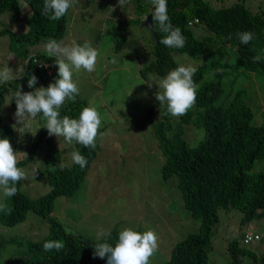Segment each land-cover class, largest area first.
<instances>
[{"label": "trees", "instance_id": "trees-1", "mask_svg": "<svg viewBox=\"0 0 264 264\" xmlns=\"http://www.w3.org/2000/svg\"><path fill=\"white\" fill-rule=\"evenodd\" d=\"M130 1L132 5L125 9V4L122 8L129 14L135 10L139 22L132 21L134 24L141 23V18L149 14L151 21L143 26L148 32L143 34V43L140 42L136 47L137 54L134 55L130 74L124 75L121 69L123 66L120 64L112 68L123 80L120 81L117 91L112 92L111 99L118 108L124 104L125 98L130 100L129 103L135 104L134 95L128 94L129 92L140 94L138 97L144 105L142 118L150 125L163 157L159 168L160 181L177 189L185 210L198 220L196 230L173 246L164 264H208L207 253L211 248L210 241L217 224L218 209L238 210L241 213L240 225L251 221L256 209H261V213H264V178H261L264 173L246 174L252 162L264 153V108L261 122L255 124L254 112L250 107L254 99L248 97L244 89L231 92L223 86L226 69H229L235 71L234 76L241 73L253 74L264 87V58L254 61L257 55L264 57V9L251 15L247 10L246 0H232L228 6L217 9H213L208 0H167L170 22L174 27H179L186 38L183 48H169L160 43L165 34L153 21L155 6L152 0ZM86 3L87 0H74L73 4L80 6L76 13L68 9L62 18L52 21L42 14L44 0H0V14L7 13L13 25L20 26L23 22L27 27L24 33L14 34L5 29L0 31V35L8 36L9 46L19 45L20 48L47 41L49 38L57 39L65 30L64 18L81 13ZM112 4L123 6L119 5L118 0H112ZM113 17L115 22L112 26L118 30H123L121 26L126 27L131 23L130 20L120 22L119 12L112 15V20ZM194 19L198 21L193 23ZM244 31L253 32L255 35L248 44L241 43L237 35ZM112 41L114 47H111L116 53L122 48L129 50V47L123 46L125 37L113 38ZM100 46L99 56L103 48ZM229 52L235 59L233 64L227 63ZM177 54L199 59L196 66L198 70L193 77L199 87L194 106L185 115L173 117L165 114L166 103L160 104L156 100V93L163 91L158 86L160 80L177 67L173 58ZM35 57L45 59V54L37 53ZM29 69L36 73H31L30 76L35 75L41 80V68H35L28 62L22 78L0 84V108L4 105L11 108L16 106L14 96L18 89L23 92L34 90L29 88L27 82ZM211 71L221 72L219 79H206V73ZM231 79L227 80L228 85ZM252 95L255 97L256 92ZM84 107L86 105L77 96L75 102H65L64 108L60 109V115L78 119ZM1 111L2 109L0 116ZM171 119H175V124L171 123ZM33 120L43 131L46 124L43 114H38ZM186 125L190 126L186 132L187 137L184 132L185 138L197 136L192 127L202 131L201 139L193 147H189L182 140L183 126ZM22 126L18 125L14 130L12 124L3 125L0 122V138L7 137L11 142L13 133ZM73 143L75 150L87 159V165L83 169L78 164H73L63 169L56 167L53 171L50 166L52 162L56 166V159L52 158L39 171L40 176L47 178L49 191L34 199L29 198L22 191L20 180L16 185L17 193L5 199L13 211L10 215L0 212V228L22 224L29 214L43 218L46 227L44 229L39 226V233L42 235L39 240L27 243V254L8 257L3 264H107L106 257L95 255L97 239H88L76 232L67 231L52 216L55 198L72 196L83 183L89 160L94 154L91 148L75 141ZM31 146L28 155L17 165L24 170L25 164L36 155L39 139L34 138ZM109 232L111 236L107 242L114 245L119 231L112 228ZM239 236L237 232V238L227 242V250L234 248L236 253L250 258V252L239 247ZM48 240L63 241L65 247L60 251L45 252L43 244ZM16 243V239L5 238L0 233V248ZM261 243L264 244V240Z\"/></svg>", "mask_w": 264, "mask_h": 264}, {"label": "rangeland", "instance_id": "rangeland-1", "mask_svg": "<svg viewBox=\"0 0 264 264\" xmlns=\"http://www.w3.org/2000/svg\"><path fill=\"white\" fill-rule=\"evenodd\" d=\"M209 1L214 2V0ZM231 1L217 0L213 4L209 2V5L213 8L225 7ZM124 5L126 9L132 4L130 0H125L123 6L113 5L112 0H87L81 13L66 17L69 27L64 35L70 33L74 41L90 40L94 45L98 41L97 48L100 45L103 46L95 70L91 72V75L89 74L95 86L79 82L77 84L87 105L97 106L104 127L101 125L99 129L94 154L89 160L83 183L72 196L55 198L52 216L67 231L76 232L92 240L97 239L101 230L109 232L112 228H117L119 232L125 228H132L141 233L149 228L154 229L158 237V248L150 258L149 264H163L168 258L172 245L194 232L198 220L191 217L185 210L177 189L171 184L164 185L160 181L159 168L163 157L150 125L142 118L144 105L138 97L140 94L135 91L130 92L134 95L135 104L129 103L130 100L125 98L124 104L118 108L111 99L112 90L117 88L123 80L122 76L115 73V69L112 68L120 64L123 66L121 69L124 75H129L133 66L130 50L122 48L116 53L111 47H114L112 39L125 37L123 46L132 49L137 42L143 43V34L146 35L148 32L130 20L134 18L133 10L130 17L124 15L122 11ZM79 9V5L73 4L69 11L76 13ZM118 11L122 12L125 20L131 21L126 27L121 26L123 30L112 26L115 22L114 17L112 20V15ZM10 23L7 13L0 14V29L6 28ZM14 26L12 25L11 28ZM13 33L18 34L20 30ZM8 42L6 35H0V63L8 64L13 74L21 75L23 66L20 64V59L23 61V56L14 51L11 52L8 49ZM35 49H37L36 46L27 48L29 51ZM228 55L227 63L233 64L235 61L233 54L229 52ZM113 57L116 59L115 63L112 62ZM173 58L177 66L188 65L183 61L194 66L199 62V59L184 54L174 55ZM226 70L227 75L223 79L224 88L231 92L244 89L248 97L254 99L250 107L254 112L253 121L259 124L263 117L264 87L253 74L241 73L234 76L235 71ZM220 73L207 72L205 78L219 79ZM231 76H234V79H231ZM228 79H231L229 85ZM254 92H256L255 97L252 95ZM95 94H99L98 100ZM4 106L0 108L2 109L1 124L14 123V130L18 125H23L13 133L10 142L12 146L24 151L21 155L17 154L18 160L27 155L32 147L31 141L34 138L39 139L40 155L25 164L27 179L21 180L22 191L29 198L34 199L50 189L47 178L40 176L39 171L43 170L48 160L52 158L65 167L71 166L74 145L73 142L68 143L63 136L49 135L48 131L41 136V130L33 123V119L18 123L15 110ZM131 109L133 111H130ZM170 121L175 124V119ZM186 126H183L182 137L189 147H193L201 139L202 131L192 127L197 136L185 138L184 132H187L190 125ZM187 135L188 133L186 137ZM261 170H264V155L253 162L247 173L252 174ZM2 198L0 193V199ZM240 218L241 213L238 210H217L218 220L213 229L211 248L207 253L208 264L210 261L213 264L230 263L229 260H232V257L227 250V242L237 238V232L251 230L264 233V216L242 225H240ZM39 226L45 229V220L29 214L22 224L0 228L3 237L17 240L14 245L6 244L0 248V264H3L5 256L27 254V243L42 237ZM247 259L249 258L245 256L239 257V260Z\"/></svg>", "mask_w": 264, "mask_h": 264}, {"label": "clouds", "instance_id": "clouds-1", "mask_svg": "<svg viewBox=\"0 0 264 264\" xmlns=\"http://www.w3.org/2000/svg\"><path fill=\"white\" fill-rule=\"evenodd\" d=\"M246 1L248 7L247 10L251 15L264 9V0ZM73 2L74 0H44L42 14L52 21H58L67 13L68 9L73 6ZM215 2L216 1H211L210 3L213 4ZM118 3L119 5H123L125 0H118ZM152 3L155 6L152 13L153 21L156 22L159 30L165 34L160 40V43L169 48H183L186 38L182 34L181 29L179 27H174L170 22L167 10V0H152ZM122 11L124 15L130 17L131 13L129 14V12L125 10ZM118 12L121 15L120 22L127 21L122 16V12ZM64 19L65 30L57 39L49 38L47 41H39L34 45L25 46L23 48H20L19 45V48L17 46L8 45V49L11 52L14 51L23 56L24 60L22 61L20 59V64L23 66L22 73L21 75L13 74L12 69L9 68L8 64L0 63V68H3L0 69V84H5L14 78H22L28 62H31V65L35 68L40 67L42 70L41 80L35 75L30 76L31 73L35 72L29 69L27 82L29 88H33L34 90L23 92L18 89L14 96L16 106L13 108L9 107L11 110H15L17 122L21 123L26 119H35L38 114L42 113L46 120V124L44 125V130L40 131L41 136L45 131H48L49 135H55L56 137L63 136L68 143L75 141L86 148L95 150L96 138L102 125V117L96 105H87L77 83L79 82L81 84L95 86L93 84L94 81L89 77V74L91 75V72L95 70L97 58L99 56V49L97 48L99 43L97 41L94 45L90 40L78 42L70 37V33L64 35L69 27L66 22V17ZM130 20L138 21L135 15V10L134 18ZM140 21L141 23H139V25L142 27L146 24H150L151 15L144 16ZM197 21V19H194L193 23H196ZM12 25L13 24L10 23L6 28L0 29V31L8 29L12 33L19 30L20 33H24L27 28L26 23L23 22L19 27H17L18 25H15L16 27L13 25L14 27L11 28ZM237 35L240 42L243 44H248L255 38L254 33L250 31L240 32ZM139 44L140 42H137L134 48H129L132 58L137 54L135 50ZM32 46H36L37 49L30 51L27 50V48ZM37 53H44L45 59H36L35 55ZM262 58L264 57L257 55L254 57V61H260ZM136 60L140 63L138 58H136ZM112 62H116L115 57H113ZM183 63L188 65L182 64L177 66L170 70L166 76L160 80L158 86L163 91L156 93V100H158L160 104L166 103L165 114H170L173 117L185 115L187 111L194 106L199 87L193 79L198 70L196 67L197 65L194 66L186 61H183ZM53 80L55 81L52 82ZM116 91L117 88L112 90V92ZM128 94H130V92ZM77 96L83 101L84 105H86V107L80 112L79 118H70L67 115L61 117L60 109L64 108L65 102H75ZM98 97L99 94H95L97 100ZM2 124L4 125L6 123ZM10 124L14 125V123ZM182 140L184 141L183 137ZM75 148L76 146L74 145L72 148L73 163L71 166L73 164H78L80 168L83 169L87 165V159L81 155L79 151H76ZM79 149L81 150V148ZM15 150H18L19 152ZM21 152L24 151L12 146L7 137L0 138V193H2L3 197L0 199V212L7 215H10L13 210L5 202V199L10 198L17 193L18 189L16 185L20 180L27 179L25 170L17 166L22 160H18L17 154L21 155ZM39 155L40 152L37 149L35 157H38ZM263 155L260 158H262ZM50 167H53L52 170L55 171L56 167L63 169L65 166L56 160V166L55 163L52 162ZM247 171L246 174H248ZM259 173H264V170L248 175ZM261 178H264V174ZM261 212V209H256L252 220L263 217L264 213ZM249 222L244 224H248ZM189 234L176 241L170 248V251L177 242H180ZM239 234V247L250 252L251 255H249L250 258L247 260H239L242 253H236L234 248L229 249L228 251L232 257V260H229V264H264V244L261 243L264 240V233L246 230L244 232H239ZM110 236V232L101 230L97 236L98 242L94 246L95 255L100 258L106 257L107 264H149L150 258L158 248V237L155 230L151 228L142 233L132 228H125L119 232L118 239L114 245L107 242V239ZM101 240L104 242H99ZM64 247L65 243L60 240H48L43 244L45 252L52 250L60 251ZM6 258L8 257L5 256V259ZM210 264L213 263L210 261Z\"/></svg>", "mask_w": 264, "mask_h": 264}]
</instances>
